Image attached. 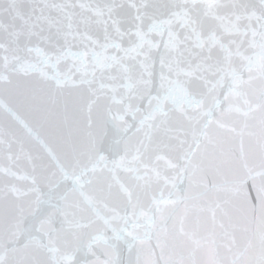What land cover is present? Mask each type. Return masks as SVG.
<instances>
[{
    "label": "snow or ice",
    "instance_id": "obj_1",
    "mask_svg": "<svg viewBox=\"0 0 264 264\" xmlns=\"http://www.w3.org/2000/svg\"><path fill=\"white\" fill-rule=\"evenodd\" d=\"M0 264H264V0H0Z\"/></svg>",
    "mask_w": 264,
    "mask_h": 264
}]
</instances>
